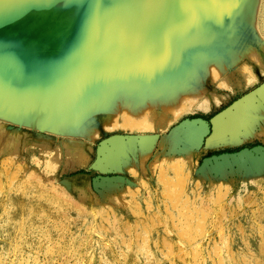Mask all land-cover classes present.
Masks as SVG:
<instances>
[{"label": "rangeland", "instance_id": "obj_1", "mask_svg": "<svg viewBox=\"0 0 264 264\" xmlns=\"http://www.w3.org/2000/svg\"><path fill=\"white\" fill-rule=\"evenodd\" d=\"M259 11L264 20V0ZM259 27L248 34L252 76L238 72L218 87L223 75L200 68L195 102L220 103L167 127V111L123 93L107 103L111 90L83 115L94 138L0 114V264H264V21ZM248 94L252 101L236 105ZM228 109L208 147L213 119ZM234 120L244 124L230 130Z\"/></svg>", "mask_w": 264, "mask_h": 264}, {"label": "bare ground", "instance_id": "obj_2", "mask_svg": "<svg viewBox=\"0 0 264 264\" xmlns=\"http://www.w3.org/2000/svg\"><path fill=\"white\" fill-rule=\"evenodd\" d=\"M261 1L0 0V114L38 127L53 122L94 138L82 118L104 91L113 93L107 103L123 93L135 105L167 111L163 127L193 109L209 110L220 99L195 102L204 92L196 86L199 69L213 77L221 73L218 87L238 72L252 76L255 38L248 34L262 31ZM173 42L192 46L177 54ZM258 91L264 92V84ZM79 106L83 110L73 112ZM230 110L213 119L208 147L220 137V121ZM240 124L234 120L229 129Z\"/></svg>", "mask_w": 264, "mask_h": 264}, {"label": "crops", "instance_id": "obj_3", "mask_svg": "<svg viewBox=\"0 0 264 264\" xmlns=\"http://www.w3.org/2000/svg\"><path fill=\"white\" fill-rule=\"evenodd\" d=\"M211 128H212V125H211V126L209 125V129H211ZM205 136H207V135H205ZM205 136H204V137H205ZM171 139H173V138H171ZM225 152H226V151H225ZM222 153H223V152H222ZM229 153H234V152H229ZM220 154H221V153H220Z\"/></svg>", "mask_w": 264, "mask_h": 264}, {"label": "trees", "instance_id": "obj_4", "mask_svg": "<svg viewBox=\"0 0 264 264\" xmlns=\"http://www.w3.org/2000/svg\"><path fill=\"white\" fill-rule=\"evenodd\" d=\"M240 148H242V147H239L238 149H240ZM238 149H236V150H238ZM234 149H226V151H233ZM225 152V151H224Z\"/></svg>", "mask_w": 264, "mask_h": 264}]
</instances>
